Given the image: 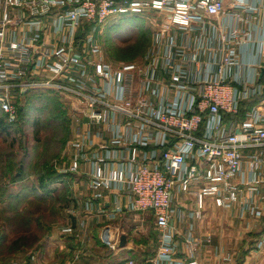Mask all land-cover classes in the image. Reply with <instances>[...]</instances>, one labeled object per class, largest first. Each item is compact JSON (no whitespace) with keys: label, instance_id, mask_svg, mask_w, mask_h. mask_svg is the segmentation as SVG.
Returning <instances> with one entry per match:
<instances>
[{"label":"built area","instance_id":"2783aa9c","mask_svg":"<svg viewBox=\"0 0 264 264\" xmlns=\"http://www.w3.org/2000/svg\"><path fill=\"white\" fill-rule=\"evenodd\" d=\"M3 4L0 107L7 120L18 118L12 90L19 92L21 101L29 91L41 89L72 99L69 118L75 136L67 148L75 152L68 166L59 159L52 164L59 172L77 173L83 163H92L93 192L103 188L127 192L128 206L117 204L106 211L100 204V214L109 219L126 210L153 214L159 248L146 263L201 264L193 223L186 254L178 249L170 220L179 193L198 196V206L187 214L190 218H202L205 209L199 199L212 197L223 208L239 203L242 218L249 214L264 221V16L258 17V7L237 3L248 15L244 19L235 12L232 17L250 25L244 31L233 25L222 31L210 19L227 13L225 0H4ZM13 6L27 8L30 18L13 19L9 11ZM150 9L162 12L167 26L156 34L144 59L114 66L103 56V31L123 16ZM52 13V31L61 44L51 37L42 40L43 20ZM13 23H25L30 33L17 37L10 29ZM255 26L261 31V60L246 76L238 71L236 45L245 46ZM166 28L199 30L201 35L192 45L165 35ZM257 96V103L239 118L241 102ZM73 229L69 225L64 231ZM108 229L103 230L104 240L116 248ZM258 246L264 249V236ZM36 259L32 253L29 259L0 260V264H31Z\"/></svg>","mask_w":264,"mask_h":264},{"label":"crops","instance_id":"0c3cea01","mask_svg":"<svg viewBox=\"0 0 264 264\" xmlns=\"http://www.w3.org/2000/svg\"><path fill=\"white\" fill-rule=\"evenodd\" d=\"M3 2L4 0H0V20L5 12ZM240 2L258 7L260 9L258 17L264 16V0H225L227 13L212 16L210 22H214L222 31L230 30L232 25L233 28L244 31L250 24L245 20L240 21L232 17L235 12H239L244 19L248 15L244 9L236 7V4ZM9 11L13 19L30 18L29 10L25 7L13 6L9 8ZM53 11H57V8ZM54 16L55 13H52L44 18L42 40L51 37L56 44H61L59 36L52 31ZM136 16L150 30L149 44L146 49H141L138 56L141 61L156 34L158 35L169 22L162 12L150 9L143 14L123 16L119 21L108 26L103 33H109L123 20H132ZM9 25L12 34H17V37L26 32L30 33L25 23ZM256 25L260 24L256 22ZM250 30L251 40L245 46L236 45L238 59L239 62L241 61L238 71L246 76L254 73L252 66H257L261 60L259 54L261 31L256 26ZM133 31L134 28H132ZM164 34L174 35L178 42L193 45L197 42L201 31L186 33L176 30L172 32L166 28ZM103 56L105 58L104 53ZM118 59L109 61L114 66L137 61V59L134 60L135 58L121 57ZM33 71L37 73L38 69L33 68ZM12 99L20 105L19 92L12 90ZM74 136L71 130V135L67 139ZM3 138V134L0 133V142H3ZM67 142L59 154L61 159L57 157L63 166L69 165L71 154L75 152V148H67ZM93 167L92 163H83L80 172L71 173V177L67 179L70 186L68 193L63 184L65 180L55 181L51 185V188H56L55 196L44 201L42 207H46V210L43 213H36L30 220H20V213L16 216L15 211L8 208V201L18 199V196L23 200L33 201L38 192L42 195L47 194L42 188L36 191V175L30 174L28 178L18 181L3 176V186L0 187V202L3 204V211L0 213V230L6 235V242L0 245V259H4L5 262L15 259L24 260L29 259L30 254L35 253L37 259L30 260L31 264H126L128 260H134L136 264H150L149 261L156 256L159 248V232L156 230L153 214L126 210L114 219L107 218L105 213L100 214V204L106 211H110L117 204L128 206L130 196L127 192L117 188H103L93 192L89 175ZM62 193L66 198L70 197V204L61 202L62 199L59 197ZM199 202H201L199 206L200 204L204 206V215L202 218L194 219L188 217L187 214L198 206L197 194L179 193L174 199L170 222L177 232L178 249L181 254H186L188 250L186 238L191 223H193V234L199 239L198 260L201 264H264V249L258 246L264 236L263 220L250 217L249 214H245L242 218L239 203H235L230 208H223L217 206L212 197H200ZM24 207L22 205L20 210ZM9 214L12 215L9 216ZM247 221L250 223L246 226ZM69 225L74 227L73 233L64 231V228ZM105 228H109L108 234L111 241L116 243V248H112L104 240L103 230ZM123 236H126L124 245L121 244ZM18 239H20L19 246L14 248L13 243ZM147 260L149 261L146 263Z\"/></svg>","mask_w":264,"mask_h":264},{"label":"trees","instance_id":"16d2710c","mask_svg":"<svg viewBox=\"0 0 264 264\" xmlns=\"http://www.w3.org/2000/svg\"><path fill=\"white\" fill-rule=\"evenodd\" d=\"M141 22V24H140ZM138 26V32L139 39H141L143 42H141L140 49H146V47L149 44L150 40V30L143 24V22L139 19V17H134L132 20H123L117 26L116 28H112V30L108 33V39L107 42H110L113 40V31L115 29L124 30L127 27L130 28H136ZM122 28V29H121ZM116 45V44H114ZM113 45V46H114ZM134 50V48H131ZM137 50V49H136ZM121 57V56H120ZM134 57H128V59H131ZM264 75V73H263ZM38 90H32L29 91L25 96V105H19L18 107V118L14 122H9L7 120L6 114L3 112V110L0 107V133L3 134L4 140L1 143L5 144L6 148H16L17 142L20 143V146L22 145L25 149V153L23 155V158H19L20 160H16L13 156V153H7L6 156H3L4 154H0V187L3 186V176H8V179H11L13 181L23 180L25 178H28V175H30L29 167L30 165H33L35 159V172L37 174V190L42 188L47 194L42 195L38 191L36 199L31 200H23L20 196H18V199L8 201V208L11 211H15L16 216L19 215L20 220H30L33 215L38 213L37 210L42 207L44 201L49 199L50 197L55 196V190L56 188H51V185L55 183V181H58L59 179H63V184H65L66 187V193L70 192V186L67 182V179L71 177V172L68 173H58L51 164L52 158L57 154L56 152L51 153V159L49 160L50 153L47 151L48 146H44L43 148H46L45 151L41 152H35L36 148H40L39 145L34 143V145L29 144V139L27 140V133L25 126L27 123H29L33 117L34 121H41V117H44V113L47 115L50 112V116H48V119L46 122L48 124L55 123L57 120L60 121V124H62L63 128L61 131V137L59 140L61 141V145L59 148H62L66 142L67 134H68V122L65 117V111H64V104H62L58 99H49V96H46L48 94H43ZM260 96L253 97L249 100L242 101L240 104V112L239 118H243L245 116V111L248 107L254 105L257 103ZM52 105V106H49ZM55 109V110H54ZM54 110V111H53ZM59 110V113L56 111ZM52 111V112H51ZM31 118V119H30ZM43 121V120H42ZM58 127V126H57ZM19 131H22V137L19 139V137H16V133L18 134ZM13 135V138L11 137ZM15 135V136H14ZM17 140V141H16ZM16 141V142H15ZM22 143V144H21ZM27 144V145H26ZM18 145V148H21ZM35 148V149H34ZM35 154V155H34ZM65 177V178H64ZM60 181V180H59ZM39 188V189H38ZM53 193V194H51ZM62 199V203L66 202V204H70V197L66 198V196L62 193V196L59 197ZM38 199V200H37ZM36 206L39 205L36 210L32 209L30 210V206ZM22 205L24 207L23 210H20L22 208ZM32 206V207H33ZM21 217V218H20ZM1 228V223H0ZM20 239L16 240L13 243V247L19 246ZM6 242V235L0 230V245H3V243ZM12 248V247H11ZM13 248V249H14Z\"/></svg>","mask_w":264,"mask_h":264},{"label":"rangeland","instance_id":"374dc122","mask_svg":"<svg viewBox=\"0 0 264 264\" xmlns=\"http://www.w3.org/2000/svg\"><path fill=\"white\" fill-rule=\"evenodd\" d=\"M158 16H160V15H158ZM135 29L133 32H132V28L129 29L128 27L124 30H120V29L114 30V32L112 33L113 34V40H111L110 42H107L108 33H103L100 36V40L103 44L104 55H105V58L107 60H111V61L119 60L118 58H121V57L122 58L134 57L135 58L134 60H136V59L140 60L141 59L138 56H139V53L141 51V49H140L141 44L140 43L143 41L141 39H139L140 35L137 34L138 26ZM105 31H106V29H105ZM114 44H116V45H114ZM131 48H134V50H132ZM115 57H118V58H115ZM38 91H40L43 94H48L46 96H49V99H58V100H61L60 102L62 104H64L65 117H66V120L69 124L68 125L69 130H68V134H67V138H68L71 135V130H72L71 129L72 123L70 122V118H69V112L71 111V109H73V104L71 103L72 99L68 98L65 95L59 94L57 92H54V91L48 90V89H41ZM25 102L21 101L20 104L25 105L26 104ZM49 106H52V105H49ZM56 112L59 113V110H57ZM48 116H50V112L47 115L44 113V117L43 118L41 117V121H39V122L34 121L33 117H32V119L30 118L31 121L29 123H27V125L25 126L26 131H24V132L27 133V135H28L27 140L29 139L30 145L33 146L34 143L39 145L40 148H36V149L34 148L35 152H39V151L43 152L46 149L43 147L48 146L47 151H49V153H50V156H49V160H50L51 155H52L51 153L57 151V154L54 156V158H52V161H51V164H52L53 161H55L56 159H59L57 157H60V159H61V156L59 154H60L62 148H59L61 145V141L59 140V138L62 135L60 130L63 128V126H62V124H60V121H58V120L55 123H53V125L48 124L46 122V120L48 119ZM15 135H16V137L18 136L19 139H21L22 131H19L18 134L16 133ZM11 137L13 138V135H11ZM67 140L68 139H66V142H67ZM16 144H17L16 148H6L5 144L0 142V154H4L3 156H6L7 153L12 152L15 159L20 160L21 158H23V155L25 153L26 148H23L22 145L20 146V143H18V142ZM18 145L21 148H18ZM35 161H36V159H35ZM35 161H34L33 165H30V167H29V172L32 175L37 174L35 172ZM32 206L33 205L30 206V210H32V209L36 210L38 207H40L39 205H36L33 207ZM45 210H46V207H40V209L37 211L43 213ZM2 211H3V204H2V202H0V213ZM11 215L12 214H9V216H11ZM0 260L5 261L4 259H0Z\"/></svg>","mask_w":264,"mask_h":264},{"label":"water","instance_id":"95a60500","mask_svg":"<svg viewBox=\"0 0 264 264\" xmlns=\"http://www.w3.org/2000/svg\"><path fill=\"white\" fill-rule=\"evenodd\" d=\"M263 72H264V69H263ZM125 241H126V236H123V237H122V242H121V244L124 245V244H125Z\"/></svg>","mask_w":264,"mask_h":264}]
</instances>
